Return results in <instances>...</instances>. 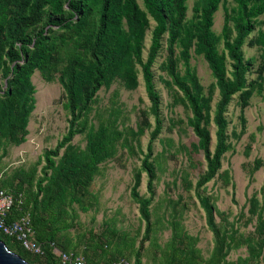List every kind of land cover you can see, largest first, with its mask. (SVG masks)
Wrapping results in <instances>:
<instances>
[{
  "label": "rangeland",
  "instance_id": "1",
  "mask_svg": "<svg viewBox=\"0 0 264 264\" xmlns=\"http://www.w3.org/2000/svg\"><path fill=\"white\" fill-rule=\"evenodd\" d=\"M195 1L187 2L188 17L193 15ZM234 5V0H227V6ZM223 22L220 5L213 27L217 33ZM150 23L144 60L155 22L150 19ZM262 27L264 15L251 37ZM249 41L243 50L254 63L247 74L253 93L244 110L245 120L237 93L226 112L227 150L215 176L204 184L199 180L207 161L191 125L192 111L163 66L165 39L153 66L163 120L149 158L154 168L153 193L143 160L155 116L139 64L138 86L128 88L119 76L103 84L72 141L60 150L53 165L42 170L45 151L64 137L71 116L60 78L74 45L68 40L54 52L61 59L36 68L30 77L34 105L25 130L15 138L0 134V187L22 188L30 209L44 214L41 228L50 227L60 245L88 255L92 262L120 253L130 264H264V71L259 70L260 46ZM190 62L205 94L212 91L208 129L214 151L217 127L213 117L219 89L208 63L193 48ZM184 68L180 63L181 73ZM0 87L2 99L3 78ZM101 126H109V138L114 140L106 158L91 164L90 134ZM144 204L147 219L141 213Z\"/></svg>",
  "mask_w": 264,
  "mask_h": 264
},
{
  "label": "trees",
  "instance_id": "2",
  "mask_svg": "<svg viewBox=\"0 0 264 264\" xmlns=\"http://www.w3.org/2000/svg\"><path fill=\"white\" fill-rule=\"evenodd\" d=\"M188 1L142 0V7L138 0H0V78L6 80V89L0 99V134L15 138L25 130L34 105L35 88L30 77L36 68L49 67L53 61L61 59L60 53L57 57L54 52L63 49L64 42L70 40L74 45L68 62L60 69V78L66 93L65 106L71 116L64 137L53 149L44 153L46 165L42 170L46 171L54 164L60 150L72 141L81 117L101 86L119 76L128 88H136V64H139L155 116L148 153L143 160V167L149 176L148 189L153 193L154 168L149 158L152 143L163 128L161 98L156 90L153 66L165 39L167 54L163 66L192 111L191 125L207 161V170L199 183L204 184L212 179L227 150L228 105L233 96L239 93L241 118L244 121V110L253 93L247 74L254 63L252 59L245 58L243 50L249 39L250 44L260 46L262 62L259 70L260 73L264 71V27L251 37L260 16L264 15V0H234L235 5L231 7L227 6V0H196L191 17H188ZM220 5L224 8V22L221 32L217 33L213 27ZM150 19L155 24L144 60ZM192 48L208 63L219 89L213 117L217 127L214 151L211 150L212 137L208 129L212 91L205 94L204 86L191 66ZM180 63L185 67L184 73L179 69ZM109 137V126H101L98 132L90 134L91 164L109 154L114 140ZM77 162L83 164L81 160ZM0 189L18 198L8 214L9 221L29 213L35 240L43 253L29 251L15 237L0 230V238L10 250L33 264H62L54 252L55 247L81 254L60 245L50 227L41 228L45 221L44 214L30 209L27 193L22 188L4 184ZM146 204L141 209L145 219L148 218ZM84 256L88 264H110L118 257L128 259L126 255L116 253L106 261L92 262L88 255Z\"/></svg>",
  "mask_w": 264,
  "mask_h": 264
},
{
  "label": "built area",
  "instance_id": "3",
  "mask_svg": "<svg viewBox=\"0 0 264 264\" xmlns=\"http://www.w3.org/2000/svg\"><path fill=\"white\" fill-rule=\"evenodd\" d=\"M16 200L18 201V198L13 193L5 189H0V230L8 236L15 237L29 251L42 254V248L34 237V230L29 213H24L21 217L9 221L8 214L15 205ZM54 252L60 258L62 264H88L85 256L82 254H77L73 251H64L57 247L54 248ZM110 264H130V261L126 257H118L112 260Z\"/></svg>",
  "mask_w": 264,
  "mask_h": 264
},
{
  "label": "water",
  "instance_id": "4",
  "mask_svg": "<svg viewBox=\"0 0 264 264\" xmlns=\"http://www.w3.org/2000/svg\"><path fill=\"white\" fill-rule=\"evenodd\" d=\"M0 264H32L20 254L9 249L6 242L0 238Z\"/></svg>",
  "mask_w": 264,
  "mask_h": 264
}]
</instances>
